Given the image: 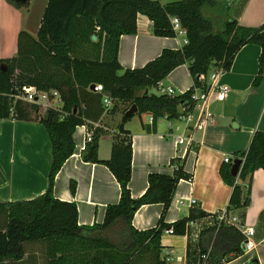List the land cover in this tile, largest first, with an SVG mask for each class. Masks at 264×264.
<instances>
[{
	"label": "trees",
	"instance_id": "1",
	"mask_svg": "<svg viewBox=\"0 0 264 264\" xmlns=\"http://www.w3.org/2000/svg\"><path fill=\"white\" fill-rule=\"evenodd\" d=\"M232 1L48 0L37 35L22 31L18 56L0 59V118L23 117L15 98L23 93L24 86L47 92L58 90L63 99L61 108H49L45 116H36L51 140L52 165L47 190L30 200L0 201V264L23 260L30 244L43 248V264H111L101 254L105 250L119 253L118 264H168L161 243L164 229L186 235L189 222L204 213L192 209L187 217L175 222L165 220L180 179L189 176L183 163L174 175L150 173L145 193L138 198L132 196L133 139L124 126L132 116L125 113L136 104L141 117L143 114L153 117L152 126L142 123L147 131L154 132L159 118L178 117L193 88H201L214 67L230 70L244 45L261 46L263 60L264 23L259 27L240 25L230 15ZM206 6L212 7L207 15L203 10ZM139 14L146 15L153 23L154 34L162 37L176 36L171 18L178 17L188 43L179 49H164L143 67L124 69L118 57L120 38L137 33ZM184 64H188L193 79L188 91L176 96L151 91ZM93 84H101L115 103H128L122 122L113 133L91 124L104 110L102 94L91 89ZM91 103L101 105L94 118L88 113ZM82 125L93 129V140L83 152V159L106 165L121 191L119 201L108 204L104 221L93 225L79 224L77 204L54 194L56 176L74 154V133ZM107 134H112L111 156L101 159L99 141ZM236 157L245 158L238 177L232 176L230 163L220 168L223 180L232 186L228 210L245 208L251 202L254 173L264 169V131H256L248 150L238 152ZM70 188L75 193L74 181ZM154 203L163 204L158 224L144 230L134 227L136 211ZM261 218L264 219V211ZM199 239V261L203 254H208V264H222L244 253L245 236L235 225L217 221L202 230Z\"/></svg>",
	"mask_w": 264,
	"mask_h": 264
},
{
	"label": "crops",
	"instance_id": "2",
	"mask_svg": "<svg viewBox=\"0 0 264 264\" xmlns=\"http://www.w3.org/2000/svg\"><path fill=\"white\" fill-rule=\"evenodd\" d=\"M47 3L48 0H0V59L18 56L22 31L37 35ZM231 4H238L236 9L230 8V15L233 10L231 16L240 25L259 27L264 23V0H235ZM137 26L136 34H125L120 38L118 57L124 69L143 67L164 49H179L184 45V36L155 35L152 21L144 14L138 15ZM261 55V46L253 43L238 51L231 69L220 79L231 91L224 101L212 98L211 109L219 115H215L214 122L205 131L194 132V142L190 147L178 143L179 137L187 135L188 131L185 124L177 126L175 119L159 118L156 131L152 132L147 131L142 123L152 126L151 115L143 114L141 117L135 113L124 125L131 131L133 139L130 189L134 198L145 193L150 173L174 175L173 160H181L185 173L193 175L192 182L180 179L165 220L175 222L187 217L192 209L200 210L204 215L189 222L186 235L163 232V253L166 257H173L167 261L168 264H199L200 233L217 223L220 212L228 210L232 194V186L220 174L222 165L228 163L224 159L235 158L238 152L247 151L255 132L264 131V57L261 60ZM257 77L259 80L256 82ZM164 80L176 89L177 95L185 93L193 85L188 64L177 67ZM15 99L23 117L0 118V201L3 202L30 200L43 194L49 186L52 165L49 134L44 124L36 119V116H45L47 108L18 96ZM101 105L104 110L91 124L113 133L121 124L128 103L114 101L113 106L106 110L102 99ZM101 105L91 103L88 106L91 117L98 114ZM87 128V125L76 128L75 152L62 166L54 185L57 198L77 204L81 225L102 223L108 204L117 203L121 192L116 177L106 165L83 159ZM111 147L112 134L103 135L99 141V158L108 159ZM73 181L76 183L75 193L70 188ZM191 198L197 203H180ZM162 210V203L141 206L133 217L134 227L144 230L156 226ZM263 211L264 169H258L253 176L250 204L245 208L228 210L230 217L237 218L238 226L255 228L253 241L256 247L249 253L225 260L226 264H264ZM101 254L111 264L119 263L117 251L105 250ZM177 257L182 260L178 261Z\"/></svg>",
	"mask_w": 264,
	"mask_h": 264
},
{
	"label": "built area",
	"instance_id": "3",
	"mask_svg": "<svg viewBox=\"0 0 264 264\" xmlns=\"http://www.w3.org/2000/svg\"><path fill=\"white\" fill-rule=\"evenodd\" d=\"M171 22L173 28L176 32L177 36H184L183 43H188V39L186 37V30L182 27L181 21L178 17L171 18ZM226 72L225 68L218 67L214 68L210 71L208 76L206 77L204 84L202 87H194L193 92L191 94L190 102H184L179 111L178 119L184 121L186 125V130L188 131L187 135H182L178 139V143L180 145L186 146V148L190 147L194 142V132L198 130L205 131L207 127L214 122L215 114L211 109V100L213 97H216L219 101H224L227 99L231 89L227 84H222L220 79L222 75ZM94 91L102 94L103 103L106 110H109L113 104L114 99L103 90V86L101 84L94 85ZM160 94H168L172 96H176V89L167 85L165 80H160L156 86L154 87ZM18 97L27 99L31 102L40 104L41 106L49 108L59 109L63 106V99L58 90H52L50 92L44 90H38L34 87L24 86L23 93L17 95ZM168 118L167 116H165ZM169 119V118H168ZM171 121V119H169ZM151 121L153 122V117L151 116ZM171 125V123H170ZM93 140V129L87 128L85 144L83 145V151L87 149V145L91 143ZM241 158L242 163L244 161V157H235ZM232 157H226L224 160L231 165L234 162ZM172 168L175 172L179 171L181 167V162L175 160L172 162ZM189 176L185 177L188 182L193 181V175L188 174ZM186 201L189 202L190 205H194L197 203V200L194 198L181 200V204H185ZM218 221L226 224L235 225L242 230L245 236V240L243 242L244 253H249L253 251L256 247L255 242L253 241V236L255 235V228L253 226H238L237 218L230 217L228 215V210H224L220 212L218 215ZM166 233H173V229L166 228L164 229ZM243 253V254H244ZM166 260H173V257L168 255ZM178 261H181V257H177ZM199 264H208V254H203L201 257V261ZM222 264H226L224 261Z\"/></svg>",
	"mask_w": 264,
	"mask_h": 264
},
{
	"label": "rangeland",
	"instance_id": "4",
	"mask_svg": "<svg viewBox=\"0 0 264 264\" xmlns=\"http://www.w3.org/2000/svg\"><path fill=\"white\" fill-rule=\"evenodd\" d=\"M235 1V0H233ZM232 1V2H233ZM227 4V3H226ZM238 4H236L235 6H231L232 8L235 7V9L237 8ZM230 7V6H229ZM230 7V8H231ZM240 7V6H239ZM212 7H204V12L207 15V13L209 14V11H211ZM234 9V10H235ZM231 13V12H230ZM219 14V12H218ZM234 14V11L232 10V14ZM221 16V13H220ZM167 85H169L168 83H166ZM152 92L156 93V94H160L155 88H152L151 90ZM142 91H139L138 93L140 94ZM120 103H123L120 101ZM213 113L216 115H219L218 113L215 112V110L212 108ZM217 118V117H216ZM174 123L179 126V127H183L184 126V121L179 120L178 118H176L174 120ZM28 250H30L28 252V254L25 256V258L21 261H10V264H43L44 263V256H43V248L41 247V245H36V244H30L27 246ZM36 252V253H34ZM34 254V255H33ZM33 256V257H31ZM35 256V258H34ZM192 262V259H191Z\"/></svg>",
	"mask_w": 264,
	"mask_h": 264
},
{
	"label": "water",
	"instance_id": "5",
	"mask_svg": "<svg viewBox=\"0 0 264 264\" xmlns=\"http://www.w3.org/2000/svg\"><path fill=\"white\" fill-rule=\"evenodd\" d=\"M93 40L97 39L96 35L92 36ZM94 84L91 85V89H94ZM138 112V106L134 104L130 109H128L125 113L126 116H133L135 113ZM242 166V159L241 158H235L233 164L231 165V174L234 177H238L240 168Z\"/></svg>",
	"mask_w": 264,
	"mask_h": 264
}]
</instances>
